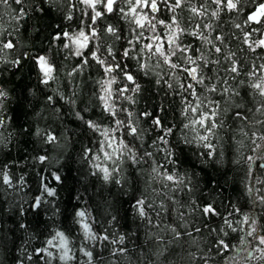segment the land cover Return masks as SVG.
I'll return each instance as SVG.
<instances>
[{
  "label": "trees",
  "instance_id": "16d2710c",
  "mask_svg": "<svg viewBox=\"0 0 264 264\" xmlns=\"http://www.w3.org/2000/svg\"><path fill=\"white\" fill-rule=\"evenodd\" d=\"M182 3L175 13L185 29L181 45L208 58L205 84L217 88L208 93L197 86L204 110L208 100L214 101L217 120L223 121L211 138V155L198 139L203 130L184 127L195 114L183 115L177 80L166 66H157L153 57V71L145 76L135 59L122 56L140 32L132 56L147 57L140 49L149 37L167 38L168 29L157 22L171 23L173 13L163 0H158V12L137 9L155 17V33L136 26L127 0H115L112 12L101 3L89 7L84 0L0 2V90L5 93L0 97V264H264L259 242L264 238V97L251 86L264 82V47L257 46L264 40V23L247 21L264 0H239L231 11L214 0ZM192 7L201 14H193ZM81 31L96 37L77 55L68 43ZM193 31L202 32L221 52L190 35ZM9 42L11 49L4 47ZM92 52L106 64L119 63L141 86L138 93H125L131 101L115 98L116 107L123 109L116 117L103 109L101 82L114 76V93L134 86L119 71L105 73ZM40 57L53 68L54 78L47 83ZM177 57L175 62L186 63ZM233 61L239 75L229 71ZM176 76L180 83L190 82L182 71ZM225 87L231 91L221 95ZM145 112L160 118L162 126H154ZM237 112L245 118H237ZM115 119L137 128L135 136L124 126L112 136L140 162H133L128 150L118 154L115 165L106 160L100 149H112L85 123L111 130ZM166 128L172 129L167 144L159 139ZM100 168L109 170L108 180ZM154 168L183 182L173 185ZM140 200L144 216L138 211ZM209 204L215 215L203 212ZM57 233H63L65 252L58 248ZM221 240L227 248L218 247Z\"/></svg>",
  "mask_w": 264,
  "mask_h": 264
},
{
  "label": "snow or ice",
  "instance_id": "6c2138e0",
  "mask_svg": "<svg viewBox=\"0 0 264 264\" xmlns=\"http://www.w3.org/2000/svg\"><path fill=\"white\" fill-rule=\"evenodd\" d=\"M0 2H6V0H0ZM15 3L19 4L21 3V0H14ZM87 3L90 4L93 8H95L97 3H101L104 5V8L107 12L113 11V5L115 3V0H86ZM166 7L173 13V16L171 17V23L166 24L165 21L161 20L157 23L164 25L165 28L168 29V34L166 39H162L160 36L156 35L154 37H149V43H146L143 45L142 49H140L141 52H146L147 57L143 55H130L131 52L135 50V44L139 42V39L143 37V32L138 33V36L135 41H128V43L132 46L128 49H125L122 53L123 57H127L130 59H135L137 66L140 71L144 73L145 76L149 75L153 71V66L149 63V61L152 60L153 57H157L156 64L157 66L163 64L166 66L168 70V75L170 77H175L177 80V86L180 89V95L182 98V102L185 104V107L183 109V115L185 117L189 116V113L195 114L194 117L191 118L190 124H185V128H189L192 126H199L200 129L203 130V135H199L198 139L203 142V146L210 151L207 153L208 155L212 154L213 145L211 143V138L216 135V129L223 127V121L220 120L218 122L217 117L219 114V107L217 104H215L214 101L208 100L207 101V111L204 110V101L201 100V93L197 90V86H202L203 90L208 93H214L217 92L216 86L213 84L211 86L205 84V74L204 69L207 67V65L210 63L208 58L203 54L196 55V50H193L189 48L188 46H182L180 42V36L185 32V29L180 26L179 21L177 20L175 13L178 8L183 7L182 0H172L171 4L167 3V0H163ZM215 3L221 4L222 2L225 4L226 8L231 11L233 9L237 8V4L239 0H214ZM127 3L130 6V13L133 16V22L136 24V26L139 29L144 30H150L153 33L156 31V23L153 21L155 20V17H149L147 14H138L137 9L138 8H148L151 12H158L159 6H158V0H127ZM191 12L193 14L199 15L201 14V11L198 10L196 7H192ZM121 12L124 10L121 8ZM100 12H96L95 16H100ZM212 15H216V13H213ZM247 21L255 22L257 24L264 23V3H261L258 7V9L250 14L247 17ZM206 28H211V25H205ZM236 27H240L239 25H236ZM107 32L112 33L115 35V29L112 27H108L106 29ZM67 33H64V36H67ZM190 35L194 37H200L202 38L205 43L212 45V50L216 53L221 52V48L217 47L211 39H209L207 36H204L202 32H196L193 31L190 33ZM96 33L92 32L91 35L86 34L85 32L81 31L77 38L73 41L76 45H78L77 55H82V52L80 49H83L87 46L88 42L92 39H95ZM71 39V38H70ZM216 40L223 43V38L221 36H216ZM167 45V47H165ZM258 47H264V40H260L258 42ZM5 48H13L14 45L9 42L4 45ZM251 48L252 45H249ZM109 54H112L111 48L107 49ZM177 52L180 53V56L177 57ZM192 52L193 55H188L187 53ZM92 58L95 59L101 66L104 68V72L111 75L115 71H119L123 74V78L125 82H131V84L134 87L128 88H118L115 90V93L113 91L112 85L116 83V78L113 76L111 79L101 82L102 91L104 92V95L100 96L99 99L103 101V109L104 111L108 112L110 116L116 117L118 111H123V109H118L115 105V98L123 97L127 100H132L131 96H126V92H134L138 93L140 91V84L136 82L134 76L132 74H129L125 72L124 67L121 66L119 63H108L106 64L105 60L102 59L99 55H97L96 52H92ZM113 55V61L115 60V55ZM173 57H177V59L186 61L185 64L177 63L173 60ZM143 61V63H142ZM40 67L43 71V75L45 77L44 82L47 83L48 80L53 79L52 76L53 68L51 65L47 63V60L45 57L39 58ZM201 62H203L201 64ZM84 63H87V60L84 61ZM218 63V61L216 62ZM261 67H264V65H261ZM209 71H212V69H208ZM177 71H182L186 74L185 80L190 82L180 83L179 77L176 76ZM231 73H235L236 75L240 74V67L237 66L235 61L232 62V65L229 69ZM157 75H159L157 73ZM209 80H211V77H207ZM235 77H233L234 79ZM262 81H264V78H261ZM157 83L160 81L157 80ZM165 84L169 89H171L173 86L171 83H168V81H165ZM254 89L258 90V93L261 97H264V82L262 83H254L251 85ZM231 89L228 87H225L221 91V95L224 93L230 92ZM186 94V95H185ZM236 95H239V93H235ZM5 95L2 90H0V97ZM206 99V98H205ZM134 102V101H133ZM144 115L152 117V124L156 127H161V119L156 118L153 113L145 112ZM128 118H131L133 116V113L128 112L127 113ZM235 116L239 119H244L245 117L242 116L239 112L235 113ZM115 129H108V128H101L98 124H96L93 121H85L87 123L88 127L93 129L96 132H99L100 135L104 138L102 143L107 147L112 149L111 152L105 151L104 148H101L100 151L103 152L104 158L106 160H112L113 164L115 165L119 161L118 154H123L124 150H128V145L124 144L122 140H116L112 133L119 130L121 126H124L128 129V133L130 135L135 136L137 134V128L133 127L131 125L125 124L123 120L115 119ZM172 129L166 128L164 129V135L161 136L159 139H161L165 144L168 143L166 137L168 135H171ZM48 139L50 141H54V137L49 136ZM264 139V137H262ZM129 151V158L133 160V162H140L139 159L136 157L134 153ZM145 156H151V153L145 152ZM171 155V152L168 151V156ZM100 157L98 156L97 159ZM167 159V156L165 157ZM171 162V161H169ZM117 169L113 167L112 171L115 172ZM100 171L103 173V178L105 180H108L111 173L107 168H100ZM153 172H157L159 176L162 177L163 180H166L168 182H171L173 185L180 184L183 182L182 178L177 179L176 176L172 174L165 173H159V170L154 168ZM138 203V211L141 216L145 215V211L143 208L144 201L140 200ZM203 212L205 214L215 215V209L209 204L208 206L203 208ZM78 215L82 218V220L85 218L86 213L81 211L78 213ZM248 221V217H245V222ZM225 223H228L225 221ZM229 226H231L229 224ZM84 229L86 232H90L89 225L87 223L84 224ZM235 230V229H233ZM253 231L255 229L253 228ZM251 234V233H249ZM57 236L60 237L61 243H66L63 233H57ZM104 239H107V237H104ZM123 238H121L122 241ZM260 244L264 245V238L260 239ZM48 244H52L53 241L49 240L47 242ZM115 243V241H113ZM224 247L227 248L228 245L225 244L222 240L218 242V247ZM264 251V250H262ZM49 255H51L49 253ZM86 255L91 256V253H86Z\"/></svg>",
  "mask_w": 264,
  "mask_h": 264
},
{
  "label": "rangeland",
  "instance_id": "374dc122",
  "mask_svg": "<svg viewBox=\"0 0 264 264\" xmlns=\"http://www.w3.org/2000/svg\"><path fill=\"white\" fill-rule=\"evenodd\" d=\"M85 1V3L87 4V6H89V7H92V6H90V4L89 3H87L86 2V0H84ZM79 35V34H78ZM78 35H75L70 41H69V43H68V46L69 47H72V49L74 50V52H77V50H78V45H76L75 43H73V41L77 38V36ZM82 49H80V51H81ZM58 248H63L64 249V252L66 251V243H64V244H62L61 242H60V247L58 246Z\"/></svg>",
  "mask_w": 264,
  "mask_h": 264
},
{
  "label": "clouds",
  "instance_id": "9594fccd",
  "mask_svg": "<svg viewBox=\"0 0 264 264\" xmlns=\"http://www.w3.org/2000/svg\"><path fill=\"white\" fill-rule=\"evenodd\" d=\"M121 100H127V99H124L123 97H120ZM262 259H264V256L261 257Z\"/></svg>",
  "mask_w": 264,
  "mask_h": 264
}]
</instances>
